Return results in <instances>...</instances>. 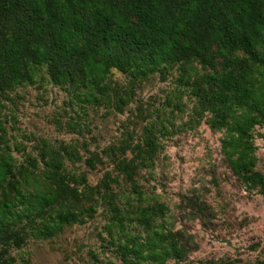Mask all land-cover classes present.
<instances>
[{
    "label": "trees",
    "instance_id": "obj_1",
    "mask_svg": "<svg viewBox=\"0 0 264 264\" xmlns=\"http://www.w3.org/2000/svg\"><path fill=\"white\" fill-rule=\"evenodd\" d=\"M175 67L196 111L222 133L229 170L248 192L264 196L254 143L255 129L264 127V0H0V95L33 84L44 68L78 101L121 111L128 94L114 86L113 69L137 83ZM159 149L154 129L145 128L136 142L109 149L115 177L105 173L90 186L65 163L94 169L98 157L83 160L72 147L45 145L38 160L17 165L0 146V264H15L9 251L27 236L51 239L84 224L100 201L110 211L107 235L122 264L182 261L191 237L162 226L167 207L144 203L137 182ZM121 182L135 204L121 206L113 191ZM189 206L193 217L209 214L204 202Z\"/></svg>",
    "mask_w": 264,
    "mask_h": 264
},
{
    "label": "rangeland",
    "instance_id": "obj_2",
    "mask_svg": "<svg viewBox=\"0 0 264 264\" xmlns=\"http://www.w3.org/2000/svg\"><path fill=\"white\" fill-rule=\"evenodd\" d=\"M111 73L117 90L128 94L121 111L78 101L65 87L53 85L44 68L33 84L0 95V146L8 147L17 165H26L28 157L38 160L45 145L61 152L72 147L83 160L98 157L94 169L65 163L67 171L83 173L95 186L105 173L115 177L109 149L125 140L136 142L145 128H153L160 149L152 167L137 177L143 202L163 203L162 226L181 230L193 241L182 261L167 264H264V196L248 192L229 170L220 149L222 133L210 129L206 115L196 111L181 72L175 67L137 83L114 69ZM254 143L256 169L264 175V127L255 129ZM113 191L121 195L122 207L127 200L135 204L127 184ZM190 200L204 202L209 214L193 217ZM109 223L108 206L100 201L84 224L66 227L51 239L27 236L9 253L15 264H122L107 235Z\"/></svg>",
    "mask_w": 264,
    "mask_h": 264
}]
</instances>
